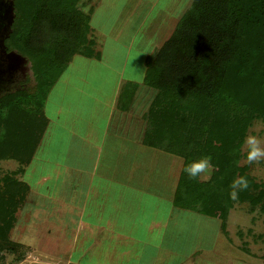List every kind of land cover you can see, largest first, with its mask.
I'll use <instances>...</instances> for the list:
<instances>
[{"label": "trees", "instance_id": "trees-1", "mask_svg": "<svg viewBox=\"0 0 264 264\" xmlns=\"http://www.w3.org/2000/svg\"><path fill=\"white\" fill-rule=\"evenodd\" d=\"M79 1L12 0L14 17L3 43L28 60L35 83L31 92L0 96V109L18 96L39 104L35 116L40 117L62 63L76 53L99 57L89 16L77 6ZM144 65L141 82L153 90L144 112L145 143L182 158L172 203L223 219L232 201L230 183L243 176L248 188L238 190L235 199L264 209L262 185L246 165H239L247 126L254 117L264 118V0H190L169 36L145 56ZM128 84L135 88L137 82ZM121 94L128 100L132 96L131 89ZM12 122L6 121L0 155L7 146L14 151L2 156L24 164L27 144L24 139L18 143L19 131L11 129ZM7 140L9 145L2 147ZM202 155L214 167L211 177L188 178L184 164ZM24 189L11 176L0 182V232L11 227Z\"/></svg>", "mask_w": 264, "mask_h": 264}, {"label": "rangeland", "instance_id": "rangeland-1", "mask_svg": "<svg viewBox=\"0 0 264 264\" xmlns=\"http://www.w3.org/2000/svg\"><path fill=\"white\" fill-rule=\"evenodd\" d=\"M78 3L77 6L89 16V33L95 39L100 55L95 58L76 53L68 61L63 62V70L43 100V111L51 123L56 121V117L71 115L81 122L82 128L87 119H92L105 111L104 107L107 106L110 93L117 82H120L121 89L128 93L127 88L131 87L128 82L142 81L145 56L169 36L190 0H80ZM13 17L12 0H0V96L19 90L31 92L35 83L31 77L28 60L14 49L7 50L3 43V38L11 30ZM65 83L72 86L68 93L61 90ZM100 89L106 94L98 101ZM143 92V89L138 91L137 110L145 105L148 96L150 98L152 95L150 92L146 97ZM21 98L14 97L12 102L1 106L0 141L5 138L4 134L8 130L6 121L8 123L13 121L11 129L17 128L19 131L18 143L24 139L28 149L35 140V130L39 129L42 120L39 115L35 116L39 114L40 110H37L39 104L34 101H22ZM120 101L126 102L124 94ZM58 108L62 115L56 113ZM30 129L31 132L23 134ZM247 134L257 136L264 147V118H252L244 136ZM6 144L9 145L8 140L2 147ZM240 145L239 165H246L248 172L264 189V158L249 163L245 158L246 146L241 148ZM16 146L17 144H12L13 148ZM51 147L56 150H49L46 154L54 157L60 145L56 143ZM147 150L146 152L160 154V158L157 157L161 162L159 172L167 175L169 185V182L179 175L182 158L158 150ZM12 151L14 149L6 146L3 154L13 153ZM28 152L25 154L28 155ZM3 154L0 155V182L5 180L6 175L20 181L23 173L21 160L2 156ZM34 154L38 157L43 156L45 150L37 147ZM33 160L38 162L35 158ZM166 160L172 161L173 164L167 167L164 164ZM18 167L22 169L14 172ZM213 169L212 166L207 175L198 178L208 180ZM153 170L156 172L155 168ZM12 184L15 185L13 181ZM4 191L7 192L6 189ZM168 193L162 196L166 200H169ZM166 200L158 201L156 205L152 203L154 209L158 208L164 213L169 208ZM132 202L133 200L129 198L122 204L127 216L131 218L133 215V218H136L143 215V208H138ZM22 208L20 199L16 207V210H20L17 212L15 210L11 227L0 232V264H140L137 262L139 260L137 252L146 256L151 250L154 264H264V209L257 205L251 206L247 201L232 199L223 219L176 207L173 216L164 226L149 233L160 242V246L158 242L155 246L153 240L152 244L155 246L153 248L148 242H143L144 230L136 232L140 240L137 242L135 239L131 242V239L111 238L109 236L111 232H108L103 233L105 237H99L98 244L95 243L97 242L95 236L98 237L102 233L95 231L92 235L88 232L86 237L80 235L75 245L70 246L73 232L54 229L51 230L50 236H46L43 233V225L37 224L39 229L37 241L52 252L56 251V254L43 250L40 245L30 243L29 232L22 226L24 221ZM136 210L137 216H134ZM47 237L51 238L49 242Z\"/></svg>", "mask_w": 264, "mask_h": 264}, {"label": "crops", "instance_id": "crops-1", "mask_svg": "<svg viewBox=\"0 0 264 264\" xmlns=\"http://www.w3.org/2000/svg\"><path fill=\"white\" fill-rule=\"evenodd\" d=\"M70 87L72 86L65 83L61 90L68 93ZM129 89L131 98L126 99L125 103L121 102L123 90L120 82H117L110 93L107 106L104 107L105 111L92 119H87L82 128L79 120L71 115L70 117L62 115L59 108L56 113L59 112L62 117H56V121L51 123L49 117L44 114L43 102L40 112L42 123L39 129L35 130V140L28 148L30 153L23 164L21 178L25 185L21 199L24 216L22 226L29 232L30 243L52 252L37 241L38 224L43 225V233L46 236H50L51 230L54 229L73 232L70 246L75 245L80 235L86 237L88 232L92 235L95 231L102 233L98 237L95 236L97 241L95 243L98 244L99 237H105L103 233L108 232H111L109 235L111 238L131 239V242L135 239L137 242L140 241L139 234H136L139 230L145 231L143 242H148L152 248L157 246V242L160 246L158 239L149 233L159 230L173 216L176 206L172 199L179 175L167 185V175L159 172L160 154L146 152L149 149L169 153L145 143L144 140L146 130L144 112L153 90L142 82H137L135 88ZM141 89L144 90L143 95L146 97L150 92L152 95L150 98L148 96L147 103L137 110L136 97ZM98 94L100 101V97L106 93L100 89ZM56 143L60 145L57 154L54 157L47 155L49 150H56L51 147ZM37 147L45 150V155L39 157L35 155ZM34 158L38 162H34ZM164 164L168 167L173 162L166 160ZM166 192H169L167 194L169 200L162 197ZM129 198L138 208H143V215L137 216L136 210L134 215L136 218H133V215L131 218L127 216L122 204ZM164 199L168 201L170 209L167 208L161 213L157 207V210L154 209L152 203L156 205L158 201ZM18 210L20 209L16 212ZM81 231L86 233L82 234ZM47 239L49 242L51 238ZM153 240L155 246L152 244ZM87 247L89 248L90 244ZM52 253L56 254V251ZM137 256L139 258L137 262L140 264H154L152 250L146 256L137 252Z\"/></svg>", "mask_w": 264, "mask_h": 264}, {"label": "clouds", "instance_id": "clouds-1", "mask_svg": "<svg viewBox=\"0 0 264 264\" xmlns=\"http://www.w3.org/2000/svg\"><path fill=\"white\" fill-rule=\"evenodd\" d=\"M246 146L245 158L251 163L259 161L264 158V147L261 146V141L257 136L247 134L244 136L240 147ZM212 168L210 158L207 155H202L197 158H190L183 167V171L188 178H197L201 175H207ZM248 188V181L245 177H235L229 186V196L232 199L237 197L238 190H244Z\"/></svg>", "mask_w": 264, "mask_h": 264}]
</instances>
